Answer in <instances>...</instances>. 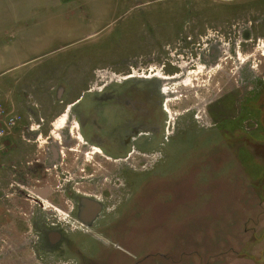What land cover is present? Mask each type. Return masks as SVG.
<instances>
[{"label":"rangeland","instance_id":"374dc122","mask_svg":"<svg viewBox=\"0 0 264 264\" xmlns=\"http://www.w3.org/2000/svg\"><path fill=\"white\" fill-rule=\"evenodd\" d=\"M0 107V264H264V0H0Z\"/></svg>","mask_w":264,"mask_h":264},{"label":"bare ground","instance_id":"6f19581e","mask_svg":"<svg viewBox=\"0 0 264 264\" xmlns=\"http://www.w3.org/2000/svg\"><path fill=\"white\" fill-rule=\"evenodd\" d=\"M163 79L165 80V79H170V78L163 77ZM165 107H166V110H168V105L167 104L165 105ZM63 122H64V118L61 121H59V124L58 125H57V123L55 124V129H57L56 127H58L59 129H61V127L63 125ZM93 149L96 150V152L98 151V152H101L102 153V151L99 148L98 149L97 148H93ZM94 160L95 161H99L102 166H105L104 169H103L104 171H101V172H104L106 174V176H109V175L113 174L117 170V169H113V167L111 168L104 161L100 160L98 158V155H96V157L94 158ZM105 171H108V172L106 173ZM106 185H107V183L105 184V186Z\"/></svg>","mask_w":264,"mask_h":264},{"label":"flooded vegetation","instance_id":"af4514ba","mask_svg":"<svg viewBox=\"0 0 264 264\" xmlns=\"http://www.w3.org/2000/svg\"><path fill=\"white\" fill-rule=\"evenodd\" d=\"M57 95H58V94H57ZM103 140H104V139H103ZM32 142L34 143V141H32ZM91 143H93L94 145H97V146L100 147V148L103 147V142H102V139H100V138H99V140H96V138H94V139L91 138ZM87 146H88V147L85 148V149H88V148L90 147L89 144H88ZM92 148H93V147H92ZM102 168L104 169L103 166H102ZM90 170L93 171V172L96 173V174H99V175H104V174H105L104 172H101V171L97 173V172H96L95 170H93V169H90ZM102 171H104V170H102ZM105 172L107 173L108 171H105ZM113 174H114V173H113ZM113 174H112V175H113ZM109 177H110V176H109ZM106 186H107V185H106ZM59 199H60V198H58V200H57L58 203H59ZM59 205H60V204H59Z\"/></svg>","mask_w":264,"mask_h":264},{"label":"built area","instance_id":"2783aa9c","mask_svg":"<svg viewBox=\"0 0 264 264\" xmlns=\"http://www.w3.org/2000/svg\"><path fill=\"white\" fill-rule=\"evenodd\" d=\"M0 116H5L6 119L9 121V122H14V121H17L19 120L21 117L18 116V115H10V114H5V112L3 111V109H1L0 107ZM2 151V147L0 146V152Z\"/></svg>","mask_w":264,"mask_h":264},{"label":"crops","instance_id":"0c3cea01","mask_svg":"<svg viewBox=\"0 0 264 264\" xmlns=\"http://www.w3.org/2000/svg\"><path fill=\"white\" fill-rule=\"evenodd\" d=\"M0 155H1V153H0ZM2 156V155H1ZM0 159H1V157H0Z\"/></svg>","mask_w":264,"mask_h":264}]
</instances>
